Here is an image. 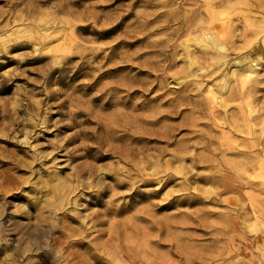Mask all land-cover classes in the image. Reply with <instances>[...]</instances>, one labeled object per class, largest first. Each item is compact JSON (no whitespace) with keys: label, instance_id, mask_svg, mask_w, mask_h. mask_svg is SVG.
Wrapping results in <instances>:
<instances>
[{"label":"rangeland","instance_id":"1","mask_svg":"<svg viewBox=\"0 0 264 264\" xmlns=\"http://www.w3.org/2000/svg\"><path fill=\"white\" fill-rule=\"evenodd\" d=\"M263 40L264 0H0V264L111 228L121 264H264Z\"/></svg>","mask_w":264,"mask_h":264},{"label":"bare ground","instance_id":"2","mask_svg":"<svg viewBox=\"0 0 264 264\" xmlns=\"http://www.w3.org/2000/svg\"><path fill=\"white\" fill-rule=\"evenodd\" d=\"M209 7V6H208ZM213 7V6H212ZM208 9V8H207ZM209 10H210V8H209ZM211 14H212V12H211ZM211 14H210V16H211ZM213 15V14H212ZM214 17V16H213ZM212 17V18H213ZM203 43H204V46H205V48H207L208 47V45L212 48V49H214L215 50V52H214V56H213V59H218L217 57L218 56H220L224 51H225V45L224 44H222V43H218V40H217V37L213 34V33H206L205 35H204V37H203ZM71 48H69V50H70ZM256 54H257V57L259 58V59H262V56H264V40L261 42V44H259V45H257L256 46ZM254 52V51H253ZM255 53V52H254ZM247 73H249V72H247ZM253 75V74H252ZM249 77V76H251L250 74L249 75H246V77ZM252 78V77H251ZM246 79V78H245ZM248 79V78H247ZM246 79V80H247ZM250 79V78H249ZM227 80V79H226ZM227 84V83H226ZM224 87H227V86H225L224 85ZM228 88V87H227ZM224 90H226V89H224ZM214 94V93H213ZM228 94V93H227ZM231 94V93H230ZM222 96V95H221ZM230 96V95H229ZM213 99L215 98V95H214V97H212ZM217 98H218V96H217ZM219 99V98H218ZM223 99V98H222ZM213 101V100H212ZM214 102V101H213ZM224 103V102H223ZM250 110V109H249ZM252 110H255V109H252ZM251 110V111H252ZM254 112V111H253ZM263 131V130H262ZM249 132V131H248ZM247 132V133H248ZM26 164V163H25ZM30 167V166H29ZM2 177V176H1ZM3 179V178H2ZM5 179V178H4ZM53 179V178H52ZM55 179V178H54ZM57 180V179H56ZM7 181V180H6ZM54 181V180H53ZM58 181V180H57ZM62 181V180H61ZM56 182V181H55ZM1 183V182H0ZM51 183V182H50ZM62 183H64V182H61V184ZM32 184V183H31ZM34 184V183H33ZM65 184V183H64ZM5 185V184H4ZM56 185V184H55ZM63 185V184H62ZM1 187V186H0ZM10 187V186H9ZM52 188V187H51ZM57 188H59V189H61V191H65V190H67L64 186H57ZM59 189H56L55 191H60ZM69 189V188H68ZM43 190V189H42ZM2 191V190H1ZM40 191V190H39ZM55 191H53V192H55ZM42 192V191H41ZM52 192V193H53ZM37 193V192H36ZM53 194H56V192L55 193H53ZM62 194V193H61ZM60 194V195H61ZM67 198V197H66ZM64 200H66V199H64ZM34 201V200H33ZM63 202V201H62ZM65 203V202H64ZM43 204V203H42ZM64 206H62V207H60V208H63ZM55 208V210H56V208H58L57 206L56 207H54ZM60 208H58L57 209V211L58 210H60ZM62 210V209H61ZM53 212V211H52ZM56 211H54L53 213H55ZM53 213H49L51 216H53L54 214ZM58 214V213H57ZM57 214H55V215H57ZM54 217V216H53ZM52 217V218H53ZM54 219V218H53ZM66 219V218H65ZM70 219V218H69ZM60 220V219H59ZM47 221V220H46ZM60 221H62V220H60ZM66 221V220H65ZM72 221V220H71ZM41 222V221H40ZM51 222H53V220L51 221ZM67 222V221H66ZM56 223H58V222H56ZM64 224V223H63ZM82 224V223H81ZM52 225V224H51ZM68 225V224H67ZM70 225V224H69ZM42 225L41 224H39L38 226H36V228L37 229H42L43 227H41ZM54 226H55V224H54ZM54 226H52V227H54ZM74 226V225H73ZM73 226H69L71 229H69V230H71L70 231V233H68V231H66L65 229H63V230H61V231H58L57 229H56V227L54 228L55 229V232H59V236H58V238H54V241L55 242H58L59 240H63V239H69L70 237H71V235L72 234H74L75 232L77 233H79L80 235H82L83 234V230H81V229H78L77 227H73ZM80 226H82V225H80ZM82 227H85V226H82ZM170 225H168L167 227H166V229L167 230H170ZM60 228V227H59ZM75 228V229H74ZM77 228V229H76ZM1 229V228H0ZM33 229H35V228H33ZM89 229V228H88ZM163 229H164V226H162V225H159L158 227H157V230L160 232V234L162 233V231H163ZM9 230V229H8ZM216 231L219 233V232H224V229L223 228H217L216 229ZM14 232V231H13ZM109 232V238L106 240V241H104L103 243H101V244H93L90 240L89 241H84L83 240V238L81 237V239H76V240H72V241H74V243L73 244H75V245H77V246H80V247H83L84 248V252L85 253H87V254H89L88 256H90V258L92 259V261H90V260H88V259H85V258H83L82 257V254L81 253H79V252H77V251H75V253H71L72 251H65L64 253L61 251V250H58L57 252L58 253H60V256H58V258L59 257H61V258H63L66 262H67V264H98V263H102V261L103 260H105L106 258L104 257V256H108V257H110L111 255L112 256H114V257H112V258H114V260L116 261H114L115 263L114 264H121V263H119V259L121 258V257H124V256H127V257H129V258H131L132 257V255H129L128 254V250L127 249H123L122 248V245H121V236H120V234H118L117 232H114L113 230H112V228L108 231ZM2 233V232H1ZM9 233V232H8ZM77 233V234H78ZM88 233V232H87ZM11 234V233H10ZM12 234H15V233H12ZM24 234V233H23ZM54 234H56V233H54ZM58 234V233H57ZM77 234H75V237H77L78 235ZM77 235V236H76ZM85 235V234H84ZM1 236V235H0ZM26 237V236H25ZM27 238V237H26ZM74 238V237H73ZM72 239V238H71ZM84 239H86V238H84ZM29 240V239H28ZM67 242H70V241H67ZM94 242V241H93ZM22 243V242H21ZM24 244V243H23ZM29 244V243H28ZM143 244V246H144V249L142 250V251H140V253H142V255L141 254H139V252H137V251H135V253H134V251H133V249L132 248H130L129 249V252L130 251H133V253H134V255L135 256H133V258H132V261H134L133 262V264H135V263H140V264H152L153 263V261L150 259L151 258V256L153 255V250L154 249H152V247H153V245H160V244H158V241H154V240H151V239H149L148 237L144 240V242L142 243ZM177 244V243H176ZM179 244V243H178ZM177 244V245H178ZM27 245V244H26ZM62 245V244H61ZM162 246H164L163 244H161ZM176 245V246H177ZM31 246V245H30ZM165 246H167L166 244H165ZM170 247H174V244H171V245H169ZM188 247H189V245H187ZM32 247V246H31ZM60 247V246H59ZM168 247V246H167ZM188 247H185V249L187 248V249H191V248H188ZM27 248V247H26ZM51 248V247H50ZM75 248V247H74ZM73 248V249H74ZM176 248H178V247H176ZM34 249V246H33V248H32V250ZM48 249V248H47ZM66 249V248H65ZM69 249V248H68ZM76 249V248H75ZM78 249V248H77ZM181 249H184L183 248V246H182V248ZM48 250H50V249H48ZM99 250H102V252H103V255H100V254H98V251ZM26 251V250H25ZM192 251V250H191ZM197 251H199L198 249H197ZM213 251V250H212ZM215 251H217V250H215ZM177 252H178V250H177ZM180 252V251H179ZM182 252H183V250H182ZM184 252H185V250H184ZM189 251H187V252H185L186 254L188 253ZM83 253V252H82ZM125 254L124 256L122 255V254ZM185 253H183V254H185ZM214 253V252H213ZM215 253H217V252H215ZM219 253V252H218ZM221 253V252H220ZM219 253V254H220ZM84 254V253H83ZM127 254V255H126ZM208 253H200V254H197L196 252H194L193 254H191L190 255V257L188 258L187 257V255L185 256V257H187L188 259H185V261H186V263L187 264H195V263H197L198 261H202V260H213L215 257H216V255L214 254H211V255H207ZM56 255H59V254H57L56 253ZM222 255V254H221ZM87 256V257H88ZM76 257L77 258H81V259H78L79 261H76L77 259H76ZM136 257H137V259H136ZM219 257V256H218ZM217 257V258H218ZM221 258H222V256H220ZM126 258V257H125ZM153 258L154 259H156L157 257L156 256H153ZM158 259V258H157ZM181 259V258H180ZM110 261H111V259H109ZM122 260H124V259H121V261ZM9 261V260H8ZM184 261V260H183ZM182 261V262H183ZM47 262V261H46ZM60 263V262H59ZM160 263V262H159Z\"/></svg>","mask_w":264,"mask_h":264}]
</instances>
